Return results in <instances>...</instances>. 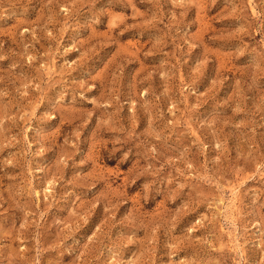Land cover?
Instances as JSON below:
<instances>
[{
	"label": "rangeland",
	"instance_id": "374dc122",
	"mask_svg": "<svg viewBox=\"0 0 264 264\" xmlns=\"http://www.w3.org/2000/svg\"><path fill=\"white\" fill-rule=\"evenodd\" d=\"M0 264H264V0H0Z\"/></svg>",
	"mask_w": 264,
	"mask_h": 264
}]
</instances>
